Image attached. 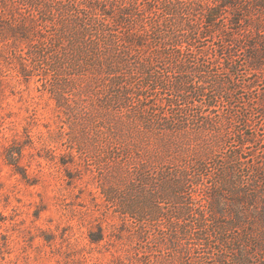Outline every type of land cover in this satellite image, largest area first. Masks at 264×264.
Segmentation results:
<instances>
[{
	"label": "trees",
	"instance_id": "trees-1",
	"mask_svg": "<svg viewBox=\"0 0 264 264\" xmlns=\"http://www.w3.org/2000/svg\"><path fill=\"white\" fill-rule=\"evenodd\" d=\"M4 1L20 73L38 76L70 128L80 127L78 156L87 142L109 155L86 159L107 203L133 218L139 233L151 224L152 239H172L185 260L193 249L202 264H264V240L247 231L226 235L232 223L213 216L211 201L197 204L190 186L199 181L187 170L127 157L132 146L147 144L155 125L163 132L164 124H193L198 132L206 122L214 130L224 104L228 122H245L247 113L232 100L253 81L241 85L231 59L242 50L253 73V61L263 58L249 35L251 22L264 21V0H132L136 15L123 0ZM196 102L205 109L192 112ZM228 182L225 175L215 179L211 194H222ZM217 244L228 258L218 251L210 257Z\"/></svg>",
	"mask_w": 264,
	"mask_h": 264
},
{
	"label": "rangeland",
	"instance_id": "rangeland-1",
	"mask_svg": "<svg viewBox=\"0 0 264 264\" xmlns=\"http://www.w3.org/2000/svg\"><path fill=\"white\" fill-rule=\"evenodd\" d=\"M123 1L136 15L132 0ZM10 8L0 0V264H202L193 249L187 260L178 256L172 249L176 242L167 236L152 239L151 224L139 233L133 218L107 203L100 177L86 159L109 155L87 142L78 156L80 127L70 128L38 76L20 73L14 32L6 22ZM254 10L249 7L248 13ZM251 24L249 36L263 56L264 21ZM236 50L231 60L238 66L239 83L253 81L251 89L238 88L232 100L247 113L245 122H228L229 104H224L214 130L206 122L196 126L198 132L193 124L176 130V124H164L170 129L163 132L155 125L147 144L132 146L127 157H142L157 169L187 170L199 181L190 186L197 204L206 207L211 201L213 216L232 223L226 235L247 231L264 240V56L253 61V74L248 57ZM202 108L196 102L192 112ZM224 175L229 182L223 193L211 194V183ZM217 245L210 257L218 251L228 258L224 246Z\"/></svg>",
	"mask_w": 264,
	"mask_h": 264
}]
</instances>
